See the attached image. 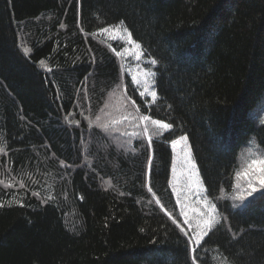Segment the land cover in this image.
I'll return each mask as SVG.
<instances>
[{"label":"trees","instance_id":"16d2710c","mask_svg":"<svg viewBox=\"0 0 264 264\" xmlns=\"http://www.w3.org/2000/svg\"><path fill=\"white\" fill-rule=\"evenodd\" d=\"M118 24L155 98L99 34ZM263 97L264 0H0V264H192L172 219L182 135L222 217L196 264H264V196L224 197L250 139L264 149Z\"/></svg>","mask_w":264,"mask_h":264},{"label":"rangeland","instance_id":"374dc122","mask_svg":"<svg viewBox=\"0 0 264 264\" xmlns=\"http://www.w3.org/2000/svg\"><path fill=\"white\" fill-rule=\"evenodd\" d=\"M107 32L102 30L99 34L106 40H122L123 48L117 51L120 65L124 76L130 75L135 86L145 97L155 98L157 89L155 86L154 71L146 66L148 59L145 58L141 45L133 39L128 29L123 24L105 27ZM104 28V29H105ZM111 41V40H110ZM139 44L140 47H136ZM156 96L153 97L152 93ZM250 117L259 125L264 124V97L251 111ZM172 148L174 150V160L172 166L171 187L178 201L183 221L185 215L193 228L197 223L203 224L205 219L214 217V222L221 220V213L217 204L207 195L206 186L193 156V150L189 142L182 141ZM195 165V167H193ZM264 180V149L255 137L251 138L243 149L240 158V166L236 172L235 183L231 190L225 194L227 199L232 202L235 209H242L251 198H254L264 189L261 185ZM258 189L253 196H248L251 189ZM215 205V211H212ZM211 213V216H209ZM212 225V226H213ZM189 231L184 223L180 226ZM208 233L210 229H207ZM189 234L192 235L191 231Z\"/></svg>","mask_w":264,"mask_h":264},{"label":"snow or ice","instance_id":"6c2138e0","mask_svg":"<svg viewBox=\"0 0 264 264\" xmlns=\"http://www.w3.org/2000/svg\"><path fill=\"white\" fill-rule=\"evenodd\" d=\"M102 31L107 32L108 29L105 28V29H102ZM136 47L139 48L140 45L137 44ZM27 51L28 50L25 49L26 53H27ZM151 63L152 64H156L157 61L156 60H152ZM41 64H43V61H41ZM152 95H153V97H155L156 93L153 92ZM133 103H135V102H133ZM97 119H99V117H97ZM141 119L147 121L150 118L148 116H143V117H141ZM76 123L78 124L79 122L77 121ZM151 123L153 125L158 126L160 129H166L167 130V129H171L172 128V124L164 123L161 120H151ZM144 131L145 132L148 131L147 127H145ZM187 140H188V136L187 135H182L178 139L172 140L171 143H172L173 147H175L178 144H180L182 141L187 142ZM150 143H151V137H149V144ZM150 164H151V157L149 158V165ZM193 167H195V165H193ZM261 185L264 186V180H261ZM149 191H151V189H149ZM257 191H258V189L253 187L251 189V191L248 193V196H253V194L256 193ZM260 194H261V196H264V191H261ZM157 202L159 203V201H157ZM0 206H2V205H0ZM212 211L213 212L215 211V205H212ZM167 214L169 215L170 218H172L171 213H167ZM184 215H185V220L183 221V223L188 226L189 231L194 233L192 235L189 234V231H185V229L183 227H180V224L177 223L175 218H172V219H173V223H176L177 227H180V231L183 232L184 236L187 238L186 244L190 247L191 253L193 254L192 257H191L192 258V264H196L197 256L195 255V253L197 252V249L201 246V241L203 240V238L208 235L207 229H211L212 228V225H213V222H214V217L210 218V219H205L203 221L202 225L200 223H197L195 228H193L192 224L189 223L186 214H184ZM209 216H211V213H209Z\"/></svg>","mask_w":264,"mask_h":264}]
</instances>
